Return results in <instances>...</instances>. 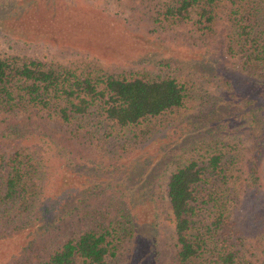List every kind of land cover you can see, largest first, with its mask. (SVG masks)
Wrapping results in <instances>:
<instances>
[{
  "label": "trees",
  "instance_id": "obj_1",
  "mask_svg": "<svg viewBox=\"0 0 264 264\" xmlns=\"http://www.w3.org/2000/svg\"><path fill=\"white\" fill-rule=\"evenodd\" d=\"M86 6L77 0H0V34L70 46L106 48L112 44L121 54L134 48L127 46L131 34L125 26L115 28L120 24L113 17ZM220 8L226 9L222 43L227 55L240 63L239 85L244 88L251 81L257 90L258 101L253 102L250 115H244L246 130L251 132L256 125L261 135L259 142L263 144L264 0H158L153 21L158 28L167 30L193 20L211 31ZM121 40L127 42L122 49L118 44ZM174 70L154 76L144 69L115 74L101 68L78 70L27 56L0 54V123L18 118L9 122L11 126L4 132L22 143L12 153H0V241L23 231L43 236L50 226L57 227L64 220L75 219L81 213L85 216L93 210V226L65 240L45 264H158L155 202L146 203L150 206L142 217L139 208L146 204L137 203L138 199L121 200L113 211L105 212L96 205L88 210L85 205L89 199L79 196L78 187L67 186L68 177L52 189L48 185L53 180L50 164L64 159L53 167L58 176L67 165L75 169L73 165L80 152L69 137L61 136L64 141L49 137L43 131L47 127L38 117H56L67 126L74 125L75 130L91 124L89 132L105 133L109 138L123 132L128 134L127 141L134 142L129 144H137L150 138L151 121L156 123L187 108V100L192 97L189 82ZM209 70L215 74L216 68L213 65ZM221 138L207 140L210 143L205 153H196L200 147L195 146L201 144H192L189 149L195 154L182 159L179 155L168 178L166 195L177 246L175 264H264V223L251 218L256 231L247 234L239 225L235 210L241 203L242 195L236 187L240 180L250 181L243 192L249 196L262 186L258 169L262 153L259 149L247 153L239 141ZM81 156L78 159L82 161ZM163 161L156 164L158 172ZM244 166L247 171L243 178L240 170ZM85 167L84 161L77 165V169ZM142 168L145 165L136 162L133 171L139 174ZM148 170L154 178L153 168ZM93 175L95 180L107 176L105 171ZM93 184L86 187L88 193L102 185ZM147 184L145 180L142 185L133 187L129 183L127 187L130 193L140 196L145 193L141 186ZM140 218L145 222L140 223ZM252 242L255 244L250 248ZM26 244L22 256L34 241L29 239ZM245 248L254 250L249 252ZM16 256L19 257H10L9 263L19 261Z\"/></svg>",
  "mask_w": 264,
  "mask_h": 264
},
{
  "label": "rangeland",
  "instance_id": "obj_2",
  "mask_svg": "<svg viewBox=\"0 0 264 264\" xmlns=\"http://www.w3.org/2000/svg\"><path fill=\"white\" fill-rule=\"evenodd\" d=\"M77 1L85 8L89 5L113 17L114 21L120 24L119 27L115 25V28L120 29L125 26L123 28L131 34V43L127 46L134 45V48L121 54L112 44L106 48L101 45L98 47L70 46L52 40L25 41L0 34V54L27 56L45 62L60 63L78 70L101 68L115 74L125 70L144 69L154 76L172 73L176 69L189 82L192 97L187 100V108L162 117L156 123L151 121L148 125V128L152 129L150 138L134 145L129 144L134 142L127 141L128 134L123 132L116 138H109L105 133L89 132L91 124L78 126L79 129L75 130L74 125L67 126L56 117H38L40 123L47 127L43 131L49 137L57 141H64L63 137H69L80 152V155H76V164L73 165L75 169L67 165L65 171L57 173L58 176L53 167L62 163L64 159L50 164L53 180L51 179L48 185L56 189L54 185L68 177L69 185L67 186L78 187L79 196L89 199L85 205L88 210H92L95 205L105 212L114 207L118 209L117 204L124 199L128 201L138 199L137 203L142 204L155 202L154 213L159 223L160 259L158 264H175L177 246L171 208L166 195L168 178L178 161L175 160L179 155L182 159L192 153L195 154L194 150L189 148L196 143L201 144L195 146L200 147L196 153H205L206 145L210 143L207 140L214 136L230 139L234 143L239 141L238 144L242 148L245 147L247 153H256L258 149L262 153L258 166L261 176L259 184L262 185L260 189L249 196L243 192L250 181L240 180L236 185L242 195L239 207L235 208L238 223L248 232L247 234H253L256 229L251 223V218H257L264 223V139L263 144L259 142L258 137L261 135L260 131L256 130V125L252 127L253 131L246 130L244 115H250L253 102L258 101L255 100L258 96L251 81L246 87L241 88L239 85V80L242 78L240 63L227 55L222 43L226 9L218 10V20L211 31L201 28L193 20L163 30L154 25L153 21L158 0ZM125 43L127 42L123 40L118 42L121 49ZM134 49L136 52H133ZM167 63H170V67ZM213 65L216 68V75L209 70ZM229 81L232 83L229 84ZM235 91L237 95L232 96L231 94ZM17 120L19 119L8 118V121L0 123V153L2 154L12 153L22 144L18 139L14 140L9 133L4 132L11 126L8 125L9 122ZM123 144L127 145L123 146ZM79 156L84 160L78 159ZM159 160L164 161L158 172L155 167ZM83 161L86 165L85 169H77V165H82ZM136 162L139 165L140 163L145 165V168H142L143 172L139 174L133 171ZM149 167L153 168V173L156 175L154 178L149 170L146 171ZM103 171L106 172V179L97 177L95 180L93 174H103ZM246 171L247 166L240 170L243 178ZM145 180L148 184L140 188L145 193L140 196L136 192L130 193L127 187L129 183L135 187V185H142ZM90 182L102 183V185L88 193L85 190L86 187L89 184L91 187L95 186ZM254 203H256L255 207ZM147 206L150 204L139 208L142 217H145ZM92 213L93 210L85 216L81 213L76 215L75 219L64 220L57 227L50 226L49 231L43 236L36 237L30 235L28 231H23L14 237L10 236L1 240L0 264H45L49 255L65 240L77 237L82 231L93 226L95 216ZM111 213L113 216L114 213ZM21 221L22 219L18 220V223ZM144 222L145 219L140 218V223ZM6 228L9 229V226L7 225ZM37 232L39 234V230ZM29 239L34 241V245L29 246L22 256L20 255L22 247L28 245L26 243ZM254 244L255 242H252V246L249 247L252 248ZM245 250L251 252L254 249L245 248ZM14 254L20 255L18 258L16 256V259L20 260H12L13 262L9 263L10 257Z\"/></svg>",
  "mask_w": 264,
  "mask_h": 264
}]
</instances>
